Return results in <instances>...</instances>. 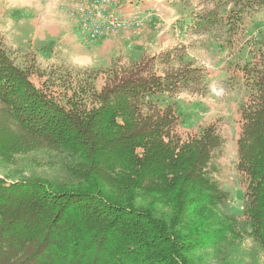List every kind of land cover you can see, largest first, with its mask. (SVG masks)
<instances>
[{
	"label": "trees",
	"instance_id": "trees-1",
	"mask_svg": "<svg viewBox=\"0 0 264 264\" xmlns=\"http://www.w3.org/2000/svg\"><path fill=\"white\" fill-rule=\"evenodd\" d=\"M229 2L222 15L198 16L195 28L219 17L235 30L256 13L243 10L254 0ZM152 61L102 71L91 91L50 85L56 93L35 85L0 44V264L264 259V73L243 70L253 91L237 119L247 200L239 225L207 167L221 144L215 121L180 133L174 106L159 99L197 80L200 68L157 73ZM232 69L224 65L226 77Z\"/></svg>",
	"mask_w": 264,
	"mask_h": 264
},
{
	"label": "rangeland",
	"instance_id": "rangeland-1",
	"mask_svg": "<svg viewBox=\"0 0 264 264\" xmlns=\"http://www.w3.org/2000/svg\"><path fill=\"white\" fill-rule=\"evenodd\" d=\"M179 1L178 8L186 14L192 26H183V23V34L174 37L172 48L159 50L143 46L140 56H129L130 54L126 53L108 63H100L88 68L66 61H49L54 45L43 43L45 45L43 46L40 41L33 39L32 31L20 28L25 23L36 25L28 16H24L21 24L18 25L20 33H15L18 29L10 32L6 25L1 23L0 44L12 62L30 74L29 77L35 85L45 82V85L56 93L57 90L61 91L50 85L62 83L72 87L79 85L87 91L99 88L100 72H112L119 67L134 64L142 58L147 61L153 60L148 68L157 73H163L180 64H190L200 68L201 73L197 80L190 81L186 87H181L174 92L162 93L159 99L163 100L161 102H168L174 106L178 115L177 124L180 133L192 132L209 121H215L221 144L207 167L210 172L212 171L214 179L225 194L222 209L232 215L239 225H242L245 222L244 207L247 200L243 192V177L236 168V140L241 123L237 119L240 118L239 109L248 99L250 91H253L250 85H247L246 74L243 71L245 65L255 66L253 69L255 74L264 73V0H254L244 7L243 10L254 8L256 13L250 20L244 16L242 27L235 30L230 29L223 18L219 17L213 25L201 30L194 26L198 16L206 15L208 10H216L219 15H222L232 7V2L228 3V0ZM78 2L76 0L70 8L76 7ZM70 17V20L80 25L81 19L72 15L71 11ZM1 18L5 21L3 17ZM142 23L132 24L126 29L111 30L107 36L89 40V43L102 38L116 40L120 34L132 33L131 36H135L134 40L132 39L133 43L139 46V38L151 31L149 22L142 21ZM145 23L146 27H144ZM178 29H181L180 25ZM46 31L54 32V29L49 28ZM36 37L42 38L39 33ZM206 64L217 66L219 74H206ZM223 64L233 68L231 77H225L222 70ZM220 65L222 66L219 67ZM243 245L244 249L251 248V242L248 240L244 241ZM257 264H264V259H260Z\"/></svg>",
	"mask_w": 264,
	"mask_h": 264
},
{
	"label": "crops",
	"instance_id": "crops-1",
	"mask_svg": "<svg viewBox=\"0 0 264 264\" xmlns=\"http://www.w3.org/2000/svg\"><path fill=\"white\" fill-rule=\"evenodd\" d=\"M179 2V0H119L118 7L122 12H138L144 22H149L151 31L139 38V46L133 43L135 36H131L132 33L120 34L116 40L102 38L90 43L84 41L79 32V23L69 19L71 18L70 11L73 8L68 9L69 15L66 23L62 27L53 28L54 32H48L47 29H41L36 25H30V23H25L20 28L32 31L34 40L36 39L42 44L54 45L49 61H66L76 65L77 61H80L87 62L91 64L90 66H96L100 63H108L126 53H129V56H140L143 46L159 50L172 48L174 37L183 34V23V26H192V22L187 20L186 14L178 8ZM17 3L26 4L27 0H0V25H2L1 23L5 24L10 32L13 29H18L15 33H20L18 25L21 24V19L23 20V17L27 15L15 7ZM146 23L144 27H146ZM179 25L181 29H178ZM37 33L42 38L38 39ZM43 46L45 45L43 44ZM205 67L206 74H219L217 66L206 64ZM222 70L225 71L224 68Z\"/></svg>",
	"mask_w": 264,
	"mask_h": 264
},
{
	"label": "built area",
	"instance_id": "built-area-1",
	"mask_svg": "<svg viewBox=\"0 0 264 264\" xmlns=\"http://www.w3.org/2000/svg\"><path fill=\"white\" fill-rule=\"evenodd\" d=\"M71 14L81 19L79 32L84 41L89 42L101 36H107L111 30L126 29L130 25H139L143 18L138 12H122L119 0H78Z\"/></svg>",
	"mask_w": 264,
	"mask_h": 264
},
{
	"label": "clouds",
	"instance_id": "clouds-1",
	"mask_svg": "<svg viewBox=\"0 0 264 264\" xmlns=\"http://www.w3.org/2000/svg\"><path fill=\"white\" fill-rule=\"evenodd\" d=\"M76 0H27L15 7L25 13L41 29L62 27L68 19V9ZM77 65L88 68L91 64L77 61Z\"/></svg>",
	"mask_w": 264,
	"mask_h": 264
}]
</instances>
